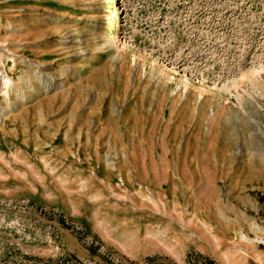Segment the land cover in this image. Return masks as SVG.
<instances>
[{
    "label": "rangeland",
    "instance_id": "374dc122",
    "mask_svg": "<svg viewBox=\"0 0 264 264\" xmlns=\"http://www.w3.org/2000/svg\"><path fill=\"white\" fill-rule=\"evenodd\" d=\"M0 264H264V0H0Z\"/></svg>",
    "mask_w": 264,
    "mask_h": 264
},
{
    "label": "bare ground",
    "instance_id": "6f19581e",
    "mask_svg": "<svg viewBox=\"0 0 264 264\" xmlns=\"http://www.w3.org/2000/svg\"><path fill=\"white\" fill-rule=\"evenodd\" d=\"M112 1V5H113V7H115V0H111ZM116 9L114 10V15L113 16H111L110 18L113 20V18L115 19V20H113L114 21V31H115V34L117 33V30H118V28H119V23H118V21H117V15H116ZM113 33V32H112ZM122 48V47H121ZM121 48H119L118 50H119V52H121L122 50H121ZM118 62V61H121V63H120V65L122 64V66H121V68L123 67V63H124V56H122V55H117L116 56V58L114 57L113 58V60H112V62L113 63H115V62ZM43 73H39V77H40V79H42L43 78ZM44 79V78H43ZM59 79H62V77L61 76H58L57 77V79H56V81L57 80H59ZM7 82V81H6ZM51 83L52 82H47L46 83V86L45 87H49L50 85H51ZM54 83V82H53ZM4 84H5V82H4ZM152 98H150V99H148L146 102H147V104H148V106H150L151 105V102H152V100H151ZM156 113V112H155ZM154 114V113H153ZM186 118V117H185ZM122 119V118H121ZM183 122H184V120H183ZM257 133V130H254L251 134H256ZM173 142H174V140H173ZM176 142V141H175ZM173 152V151H172ZM163 154H165V153H163ZM172 157V156H171ZM175 161V160H174ZM168 162V161H167ZM225 219H227V218H225Z\"/></svg>",
    "mask_w": 264,
    "mask_h": 264
}]
</instances>
